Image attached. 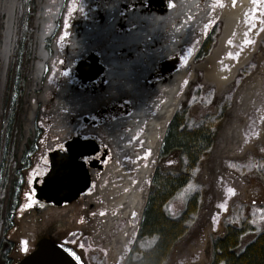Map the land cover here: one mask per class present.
Returning a JSON list of instances; mask_svg holds the SVG:
<instances>
[{"label": "rangeland", "instance_id": "1", "mask_svg": "<svg viewBox=\"0 0 264 264\" xmlns=\"http://www.w3.org/2000/svg\"><path fill=\"white\" fill-rule=\"evenodd\" d=\"M66 1L51 0V9L61 13ZM17 2L18 0H0V126L4 119L2 109L9 70L7 58L10 57L12 50L14 11ZM244 4L239 12L232 11L228 16L221 14V9L218 16H214L215 7L211 5L212 15L208 21L205 20L202 35L210 31L214 22L213 17L225 15L226 26L232 24L226 30L215 59L201 66L199 65L203 64L204 60L201 57L198 59L195 66L203 72L199 78L195 79L193 73L186 77L184 73L182 74L181 95L183 99L187 96L182 94V90L185 89V81L188 82V80L194 81V89L198 91L197 81L200 79L199 84L203 94L210 92L213 87L219 93L226 91L238 80L243 84L244 91L247 93L238 114L242 116L243 122L247 123L242 129V135L247 137L248 147L245 149L236 143L233 153L235 154L236 151L244 153L248 150L251 154L245 161V164H248L254 157H264V73L259 72L252 78L246 76L255 68V64L250 63L260 59L262 56L260 50L264 51V42L263 45L261 44L264 40V0H244ZM39 6L43 7V2H40ZM245 39L252 40L255 48L250 47L247 51L243 43ZM228 40H232L233 44L229 45ZM229 52L233 56L239 52V56L236 59L229 58ZM245 67L248 70H245L247 73L242 72ZM68 75L63 77L70 78L74 83L78 82L74 74H70V77ZM238 75L241 77H237ZM245 79L248 80L245 81ZM104 91L107 93L105 98L103 95L96 97V103L99 102L98 109L106 107L108 104L105 102L117 96L113 95L109 88ZM194 95L195 91L193 95L187 97L188 102H191ZM51 96L49 95L48 98L49 119L46 118L47 113H43L44 109L37 114L35 108L33 109L34 106L27 108L28 121L31 122L29 126L36 130L37 146L30 152L34 160L26 162L20 170L18 185L21 187L19 186L16 192L15 201L20 200L25 203L22 207L19 204L21 208L16 211L18 217L13 220L15 222L13 228L6 234L5 241L10 247V253L6 257L7 264H17L34 250L38 239L47 234H50L55 242L61 244L70 253L74 252L76 254L74 257H79L80 264H125L136 242L139 241L135 242V239L146 206L147 181L150 180L153 168L157 164V152L159 154L163 150V138L170 118L167 117L149 126V118L144 108L140 111L142 119L139 117L133 120V124L127 127L125 125V128L120 127L121 130L118 129L114 134L109 129L97 127L96 129L83 122L85 115L93 118L94 113L85 112L79 107L71 113L62 111L60 106L51 101ZM132 98L137 99L136 96ZM239 99L242 97L240 96ZM61 102L60 98L57 103L61 105ZM157 104H159L158 101ZM169 106H172L170 110L174 107L172 101ZM79 133L83 136L97 134L102 142L111 144L115 148L113 155L106 160L107 168L100 172V176L97 175L90 190L79 199L62 206L38 205L36 190L33 186L35 178L49 170L50 152L63 147L67 139ZM119 148H123L122 153ZM229 164L226 161L225 166L232 172L234 169H231L233 167L228 166ZM211 167L209 163L205 164V171L200 174L197 183L190 184L193 186L191 188L188 185L173 199L170 204L171 210L178 212L184 206L189 194L198 189V183L202 181L207 183L211 180V176H214L213 182L219 185L218 189L223 193L221 202L224 205L223 208H226L227 201H229L228 206H234V209L246 203V213L251 211L260 213L259 218L255 220L264 224V211H262L264 210V185L255 177H247L250 181L248 183L246 179H242L234 172L236 170L228 177L213 175L215 172L213 173ZM229 188L235 189V194L229 193ZM26 205L31 206L26 207ZM101 213L104 215L102 216ZM25 247L27 251H24Z\"/></svg>", "mask_w": 264, "mask_h": 264}, {"label": "trees", "instance_id": "2", "mask_svg": "<svg viewBox=\"0 0 264 264\" xmlns=\"http://www.w3.org/2000/svg\"><path fill=\"white\" fill-rule=\"evenodd\" d=\"M40 2L43 7L39 6ZM50 2L18 0L14 11V35L11 55L7 58L9 70L2 109L4 119L0 126V264H7L5 238L16 204V192L21 187L18 180L23 162L26 163L24 155L30 147L34 148L36 141V130L29 126L31 122L25 111L29 103L24 89L27 85L29 89L28 77L34 63L33 43L42 32L37 19L47 16L52 8ZM242 3L241 0H213L214 16H218L219 9L226 16L232 11L239 12ZM224 17H213V35L198 52V58H203L204 63L210 54V59H215L226 30L232 24L226 26ZM254 45H246L247 51L255 48ZM260 51V59L250 63L255 64V68L246 74L248 78L264 73V51ZM238 81L226 91L219 93L213 87L204 94L200 79L198 91L194 89V81L189 83L187 96L168 126L163 150L157 152V164L147 181L146 206L135 239L139 241L125 264H264V224L252 222L261 214L246 213V203L234 209L227 201L226 208L220 207L223 193L213 182L214 176H211L212 181L198 183V189L189 194L178 212L170 208L184 188L197 183L208 163L215 172L213 175L228 177L236 170L234 172L248 183L247 177H255L264 185V157H254L245 164L251 155L248 150L233 153L236 143L245 149L248 147V139L242 135L247 123L238 114L247 92ZM59 84L54 82L49 91L52 90L54 96L51 101L61 107L62 103H57L61 98L57 94ZM193 91L195 95L188 102L187 97L193 95ZM226 161L230 163L228 166L235 164L237 167L229 171Z\"/></svg>", "mask_w": 264, "mask_h": 264}, {"label": "flooded vegetation", "instance_id": "3", "mask_svg": "<svg viewBox=\"0 0 264 264\" xmlns=\"http://www.w3.org/2000/svg\"><path fill=\"white\" fill-rule=\"evenodd\" d=\"M241 1L243 7L244 0ZM65 4L61 13L50 9L45 18L37 19L42 32L38 34L39 41L33 43L34 63L28 77L29 89L28 85L24 89V97L29 103L25 111L29 106H34L37 114L44 109L43 113H47L49 119L48 98L53 96L49 86L58 82L61 83L57 94L62 99V111L71 113L79 107L94 113L93 118L89 115L83 117L85 124L109 129L116 134L120 127L133 124L145 108L149 126L170 118L166 136L183 99L182 74L186 77L193 73L198 79L203 73L195 64L199 59L198 52L213 35V27L201 34L205 20L211 18L213 0H67ZM210 56L206 57L205 63L211 60ZM185 59L187 63H184ZM80 63H84L81 70L78 68ZM205 63L203 61L199 66ZM65 73L69 77L74 74L78 82L63 77ZM192 81L188 80L182 94H186ZM50 82L53 83L49 85ZM107 88L117 96L106 101V107L98 109L96 97L103 95L105 98ZM171 101L173 106L176 105L170 110ZM75 136L93 139L100 147L96 154L81 157L91 175V185L81 197L107 168L106 160L113 155L115 148L102 142L97 134L83 136L79 133ZM73 137L67 139L63 147L50 152V163L58 156L56 151H65L66 143ZM36 146L37 141L34 148ZM34 148L30 147L24 155L25 162L34 160L30 153ZM119 151L122 153L123 148ZM24 203L16 202L7 233L18 217L17 209ZM38 205L54 204L38 200ZM45 236L52 239L50 234ZM9 248L7 243V256Z\"/></svg>", "mask_w": 264, "mask_h": 264}, {"label": "water", "instance_id": "4", "mask_svg": "<svg viewBox=\"0 0 264 264\" xmlns=\"http://www.w3.org/2000/svg\"><path fill=\"white\" fill-rule=\"evenodd\" d=\"M80 63L78 65L81 70ZM100 147L93 139L75 136L66 143V150L56 151L50 168L34 180L36 197L40 201L61 206L80 197L91 185V175L81 157L96 154ZM94 163H91L93 166ZM17 264H80L61 244L50 237H42L36 247Z\"/></svg>", "mask_w": 264, "mask_h": 264}, {"label": "snow or ice", "instance_id": "5", "mask_svg": "<svg viewBox=\"0 0 264 264\" xmlns=\"http://www.w3.org/2000/svg\"><path fill=\"white\" fill-rule=\"evenodd\" d=\"M169 6H170V7L173 6L171 2L169 3ZM219 6H220V7H223V4L220 3ZM243 43H244V45L251 46V45L253 44V41H252V40H249V39H245ZM228 44H229V45H232V44H233V41H232V40H228ZM241 50H242V49H241ZM228 56H229V58L236 59V58L239 56V52L236 53V56H233V54H232L231 52H229V53H228ZM184 63H187V60H186V59H185ZM65 75H67V73H65ZM185 83H187V81H185ZM231 167L235 168V167H237V165L233 164V165H231ZM189 187L191 188V187H193V186H192V185H189ZM228 192L231 193V194H235V189H233V188H229V189H228ZM30 206H31V205H26V207H30ZM220 207H224V205H220ZM262 211H264V210H262ZM101 215L103 216L104 213H101ZM133 215H134V214H133ZM252 222H253V223H256V221H252ZM24 251H27V248H26V247L24 248ZM71 255H72V256H76V254H75L74 252L71 253ZM76 259L79 260V257H76Z\"/></svg>", "mask_w": 264, "mask_h": 264}]
</instances>
